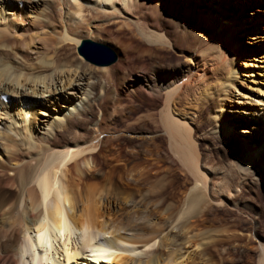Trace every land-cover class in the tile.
Instances as JSON below:
<instances>
[{
  "label": "bare ground",
  "instance_id": "obj_1",
  "mask_svg": "<svg viewBox=\"0 0 264 264\" xmlns=\"http://www.w3.org/2000/svg\"><path fill=\"white\" fill-rule=\"evenodd\" d=\"M40 8L41 18L33 14L29 24L40 33L48 31V37L15 36L12 18ZM57 24L64 27L58 34ZM84 26L102 36L118 57L111 70L100 71L106 100L119 104L115 97L121 94L128 112L137 114L142 106L147 112L142 124L151 128L143 124L127 133L131 147L101 140L106 131L98 124L92 127L97 143L88 148L77 139L61 144L51 138L91 100L90 86L82 84L85 66L71 70L75 61L60 52L79 43L76 36ZM35 40L41 41L43 53L32 47ZM238 63L242 72L233 68ZM254 68L264 78V0H0V264H192L229 241L241 243L242 235L232 229L219 231V241H199L204 196L216 207L249 213L254 229L260 213L253 200L237 203L241 186L229 179L212 188L193 138V118L203 105L214 103L213 97L228 98L238 73L250 78ZM256 102L258 111L249 113L219 104L211 121L216 122L214 134L232 138L235 171L261 183L264 99ZM55 104L61 111L45 128H37L36 108ZM162 137L186 175L184 182L176 170L166 169L168 182L164 175L151 183L152 163L164 162ZM110 178L123 185L122 191ZM130 183L150 185L145 201H174L162 211L153 209L164 224L134 215L138 204L120 196ZM120 200L129 208L126 216L110 219V208L122 210ZM41 233L50 246L41 247ZM256 263L264 264L261 244Z\"/></svg>",
  "mask_w": 264,
  "mask_h": 264
},
{
  "label": "rangeland",
  "instance_id": "obj_2",
  "mask_svg": "<svg viewBox=\"0 0 264 264\" xmlns=\"http://www.w3.org/2000/svg\"><path fill=\"white\" fill-rule=\"evenodd\" d=\"M41 10H42V8L37 9V10H31L30 12L32 14H25V15H23V18H22V14L18 18L15 15L14 18H12L13 22L16 21L13 24L18 29L17 30L18 32H16V31L14 32L15 36L18 35L19 37H23V36H29V35L30 36H37L38 35L40 37H45V38L48 37V36L44 35L48 31L47 32L44 31L45 32L44 33L41 29L42 32L40 33L38 30H34L31 27V25L29 24V23H31V21L33 20V18L35 16H37V18H41V16H39L40 15L39 13ZM23 19H24V21H23L24 23L23 22L20 23L19 21H21ZM52 25L55 26L56 24H53V22H52ZM63 29H64V27H60V25L57 24V27L54 28V32L56 34H58ZM88 29L90 30L89 33L87 32V31H89ZM94 33H96V32H94ZM94 33L89 27L84 26V28H82L78 31L76 38L78 39V36H80L79 37V43L83 40H90L94 43L103 44V45L109 47L115 53V55H117L116 52L114 51V49L109 44H107V42L104 40V38L102 36L98 35L97 33L96 34H94ZM35 41L36 42L33 44L32 47L34 49H36L39 53H43L42 48L40 47L41 41H39V40H35ZM79 43L76 46L72 45V44H70L71 46L66 45L65 50H64L65 53H64V51H60V52L62 54H65L64 56H66V57L68 56L67 58L69 59V61H75V63H74L75 66L73 65V66L69 67V68H71V70H73V68L76 67L77 65L79 66V65L83 64L85 66V68H84V70H85L84 79L86 81H83L82 84H84V85L87 84L88 87L90 86L89 88L86 87V90L90 89L91 100L89 101V103L84 101L85 105L83 107H85V108L79 109V111H78L79 115L73 112L71 114V117H69V122H67L68 124L65 122L62 124L64 130H63V128H60V130H58L56 133H52L51 138L56 140V142H59L61 144H64L65 142H68L69 140L73 141V140L77 139L79 142L77 144H79L82 148H88V146L91 143H93V144L97 143V141L95 143L93 142L94 141L93 140L94 132H93L92 127H93V125L98 124L97 126L99 129L103 130V132L106 131L105 133H103L104 135L100 134L101 140H103V141L106 140L105 142H107L109 140L108 138H110V140L108 142L112 143V141H117V142H119V144L121 145L122 148L125 147L126 145L131 147L133 143L132 142L130 143V141L128 139L129 132H132V130H133V132L138 131V128H142L143 124L145 125L143 128H145L147 130L151 128L145 122H143V124H142V120H143L142 117L147 112L143 108V106L137 114H132V113L128 112L127 111L128 108L126 107L128 105H127L126 101L122 97L119 99V96H121V94H119L115 97V98H117L118 101L121 100V101H119L120 102L119 104L116 103L117 105L114 102L111 103V101L106 100L104 92H106L107 88L105 86L106 84H105L103 77H101V75H100V71L102 68V69H105L104 72H108V71H106V69L109 70V68H110V70H111L112 66H114L116 64V62L113 63L109 67H96V66H93V65L85 62L83 60V58H81L77 54V51H76ZM21 57L26 58L27 57L26 53H22ZM116 58L118 60L117 56H116ZM28 64H29V62H28ZM233 68L235 70L240 71V72H242L244 70V67L240 66L239 63L234 64ZM95 71H98V73ZM252 71H253V73H252L253 76L250 78L242 75L241 73H238L237 79H236L237 81L233 80L232 81V88L231 87L229 88V91L231 94L228 98L230 99L232 97L230 100L227 97L226 98H224V97H222V98L221 97H218V98L213 97L212 100L214 101V103L208 102L206 105H203L201 107V109L199 111L200 114L198 112L197 113L198 115L196 114L195 115L196 117L193 118V120H194L193 121V138H194L195 144L197 146L198 153L201 155L202 159L204 160L203 162H204V164H206V169H208L209 174L211 175V178H210L211 181L210 182H211V184L213 183V185H214V186H212V188L215 187L216 185H218L219 183H221V184L226 183L227 180L225 181V178L229 179L228 182L230 181V183H232V184H237L238 186L240 185L241 190L239 191V193H237V196L239 197V198L237 197L238 198L237 203H239L240 201L244 202L247 200H253L254 201V204H255L254 208H256L258 213H260L258 216L259 217L258 218V225H257V228L254 229L253 219H251L252 217L250 216L249 213H247V212L246 213L245 212H243V213L235 212V211L229 210V208L224 207V206L223 207L222 206L216 207L215 205H212V203L209 201L211 198L210 196L209 197H208V195L204 196L205 200L208 203L206 201H204V204H202L200 207V211H201L202 215L200 214L199 216H201L205 220H204L203 224H200L201 226L197 227V230H199V229L201 230V231L200 230L198 231L199 241L200 242L205 241V240H206V242L216 241L219 238H220L219 240H221L222 237H221V233L219 231H221V230L226 231L227 229H228L227 234H228V231H231V229H232V231L234 230L235 232L240 234V236L242 235L243 240L241 243H237V244H236V242L234 243L233 241H229L232 243H229L228 245L221 246V248H219V250H220L219 252L214 253L212 251H208L202 255L203 257L201 256L199 258L198 257L196 258V260L199 263L197 261H193V262H191L192 264H216V263L217 264H257L256 261H257L258 255H259V244L264 246V180L261 183H257L253 177H251L248 174H245V172L239 173V172L235 171L236 170V168H235L236 162L235 161H237L238 157L236 154H234L231 151V148H230L232 143H233L232 138L231 137L224 138V137H222V134H218V135L214 134L213 128H214V125L216 122L211 121L212 120L211 118H213L214 113H216L215 112V110L217 109L216 107L219 104L220 105L222 104V106H224V104H225L226 106H228L226 108L228 110L231 109L233 106H237L238 107L237 109L243 110L246 113H249L250 111H258V107L255 105L257 104L256 100L264 99V80H263L264 78L261 77L260 75L256 74V72H258V69L254 68V69H252ZM233 85H234V87H233ZM54 87H56V84H55V86H53V88ZM56 88L58 89L59 87H56ZM105 88H106V90H104ZM77 96H78V98H77ZM76 98L79 99V94H76ZM218 99L220 101L217 102ZM226 99H228V101ZM238 102H241V104H238ZM42 108H44V107L39 106L36 108L37 109V116L35 118V120L37 121V128L41 127V129L45 128L46 125L52 119H55V117L57 116L59 111H61V108L58 106V104H55V106L48 107L47 110L42 109ZM75 112H77V111H75ZM223 113H226V112H223ZM260 115L261 114H259L257 116H260ZM136 118L138 119L137 121H135ZM59 133H60V135H59ZM229 134H231V132ZM74 136H76V137H74ZM111 136H113V137H111ZM161 139L163 140V141L161 140V143H162L161 144V148H162L161 155L163 157L164 162L159 163V165L154 164V162L152 163L153 166L149 169L150 170L149 172L151 174L155 175V178H153L154 180L153 179L151 180V183L157 182V180L159 178H161L162 176L165 175L164 173H166V171L168 169L172 170V171L176 170L177 174L180 175L179 177L184 182L186 179V175L181 171V168H180V165L178 164V162L168 152L167 145L165 143L166 140H164L165 138L162 137ZM158 140H160V139H158ZM86 144H87V146H86ZM207 165L209 166V168ZM156 167H158V168H156ZM212 169H213V171H212ZM156 170L158 171L157 173H156ZM154 172H155V174H154ZM211 172H213L215 174H213ZM123 173L126 175L127 174L129 175L128 170L127 171L125 170ZM246 173H248V172H246ZM132 174H133V172H132ZM119 175H120V173H119ZM119 175L112 173L110 176L111 177H117ZM223 177H224V179H223ZM165 178H167L166 181L167 180L169 181L168 173H167V175H165ZM122 179H125V177ZM110 181H111L113 186L118 187L117 190H120L121 189L120 187L123 186V185L118 186L117 184H114L116 180H114L112 178H110ZM169 184L170 183H168V187H170ZM113 186L109 185V188L110 187L114 188ZM127 187H128V190H126V192H124L123 194H120V196L126 197L130 200H133L138 204V209L134 210L135 211L134 215L139 216L142 219L144 218L145 219V220L143 219L144 222L145 221L150 222V223L152 222L151 224H153L155 226H161L162 224H164L163 222L165 221V219L161 215H159L157 213L155 214L153 212L154 211L153 209H155V207L156 208L159 207L158 210L162 211L163 209L169 207L170 205L171 206L174 205L173 204L174 201H167L162 205L160 203V202H162L160 199L158 200L155 198H151V199L148 198L146 200L148 202H146L144 199H145V194H146L148 188H150L149 184L144 187V185H142V184L137 183L135 185H132V183H130V184H128ZM185 188H188V186H186ZM120 191H122V190H120ZM182 191H183V189L181 191H179V193H178V196L180 197L178 200V209H181V206H182V201H183L182 196H181ZM214 196H215V194H214ZM206 197H208V198H206ZM144 202H146V204H144V206H143ZM119 204L121 205L122 210H119L118 208H113V207L110 208V212H111L110 219L114 218V220H115L117 218L118 220H120L125 214H127L126 211L128 212L129 208H127L125 206V202L120 200ZM210 204H211V206H210ZM240 207H241V204H240ZM237 213H239V214H237ZM246 214H247V216H246ZM236 218H238V220ZM117 219H116V221H117ZM232 224H235V225L233 226ZM197 230H196V232H197ZM208 232H210V233H208ZM254 232L257 233V237H259V240L256 236H254V234H253ZM165 233H166V231H164L163 234H165ZM225 234H226V232H224L223 235H225ZM249 235H251V236H249ZM207 237L209 239L210 238L211 239L208 240ZM208 248H209V246H208ZM162 254L164 256V253H162ZM220 259H222V260H220ZM80 262L83 263L82 261H80Z\"/></svg>",
  "mask_w": 264,
  "mask_h": 264
},
{
  "label": "water",
  "instance_id": "obj_3",
  "mask_svg": "<svg viewBox=\"0 0 264 264\" xmlns=\"http://www.w3.org/2000/svg\"><path fill=\"white\" fill-rule=\"evenodd\" d=\"M76 51L85 62L96 67H109L116 61V55L109 47L90 40L81 41Z\"/></svg>",
  "mask_w": 264,
  "mask_h": 264
},
{
  "label": "snow or ice",
  "instance_id": "obj_4",
  "mask_svg": "<svg viewBox=\"0 0 264 264\" xmlns=\"http://www.w3.org/2000/svg\"><path fill=\"white\" fill-rule=\"evenodd\" d=\"M61 235H63V233H61ZM37 239L41 247L50 246V241L48 240L47 235L45 233H41L40 235H38ZM101 244L103 245V241H101ZM104 246L106 247V245ZM93 255H98V253H93Z\"/></svg>",
  "mask_w": 264,
  "mask_h": 264
}]
</instances>
